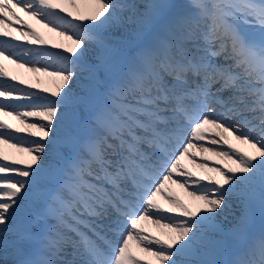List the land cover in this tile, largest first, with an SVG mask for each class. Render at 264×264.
<instances>
[{"label":"snow or ice","instance_id":"6c2138e0","mask_svg":"<svg viewBox=\"0 0 264 264\" xmlns=\"http://www.w3.org/2000/svg\"><path fill=\"white\" fill-rule=\"evenodd\" d=\"M84 2L0 0V264H264V0Z\"/></svg>","mask_w":264,"mask_h":264},{"label":"bare ground","instance_id":"6f19581e","mask_svg":"<svg viewBox=\"0 0 264 264\" xmlns=\"http://www.w3.org/2000/svg\"><path fill=\"white\" fill-rule=\"evenodd\" d=\"M56 2L60 3L64 7H67L69 11H76V9L73 8L72 5L69 3V0H56ZM77 5H78L80 11H89L90 10L88 5L84 2V0H77ZM19 15L27 22V24H30L33 29H35L38 33H40L41 36L44 37V39L47 41V44L30 45L28 43L27 39H24V38H21L19 41H12L14 44H20L23 46H27L28 48H33V47L34 48H47L48 50H50L52 52H62L63 51L62 48H60V49L53 48L54 44H63L65 46L70 45V43H71L70 41H66L62 37L57 36L55 33L50 32L49 29L44 27V25L42 23L38 22V20L31 19L30 17L25 15L23 12L19 13ZM69 19H71V18H69ZM29 30L30 29H28L26 26L24 27V31H29ZM14 35L19 36L20 32L16 31V32H14ZM2 62L5 66V68L7 69V71L9 73H12L13 75H15L17 77H19V76L26 77L29 80L30 79H37L36 74H33L31 72L30 73L27 72V69H25L24 67L23 68L17 67V65L12 64L6 60L2 61ZM29 66L31 67L32 65H29ZM49 71H51V69H49ZM39 80H40V82H42V86L55 87V82L50 77L40 75ZM31 82L37 83V80L31 81ZM27 83L30 84V82H27ZM0 119L6 120L8 123H11V124L16 125L18 127H23V125H20L17 120H15V119L11 120L7 116L6 117L0 116ZM36 119H38V118H29V120L27 122H35ZM33 138L38 139L36 137H33ZM205 146H209V145L205 144ZM242 147H246V146H242ZM5 151L10 153V154H16L18 156H23V154H21V153H14V150H12V149L5 148ZM192 151L195 152L196 149H193ZM201 156H208L209 157L208 163H209L210 167L213 165H216V164H219V165L225 164L224 161H221L218 157L211 156L210 153L199 154L197 159H200ZM181 163L185 166V168L187 170L196 173L197 176L203 175V172L199 168L196 167V163H200L198 160H196V163H193L191 157L183 158ZM191 190H192L191 186H186L185 188H181V187H179L178 184H173L171 182H168L166 184V187L164 189L163 194L171 195L174 197H179V199H181L184 203L188 204L192 208H195L197 202L193 201L192 197H190L188 195V192ZM158 200L160 203L165 204V206H167L164 199L161 198ZM142 227L146 230V234H149L152 236H160L161 235V230L154 223H152L149 220L143 221ZM132 250L137 252V255L142 257V264H143V261L152 260L151 257H148V256L144 255L143 253H139V251H138V249H136L134 243L132 245ZM153 264H155L154 260H153Z\"/></svg>","mask_w":264,"mask_h":264},{"label":"rangeland","instance_id":"374dc122","mask_svg":"<svg viewBox=\"0 0 264 264\" xmlns=\"http://www.w3.org/2000/svg\"><path fill=\"white\" fill-rule=\"evenodd\" d=\"M37 79H30L29 81L31 82V81H36Z\"/></svg>","mask_w":264,"mask_h":264}]
</instances>
